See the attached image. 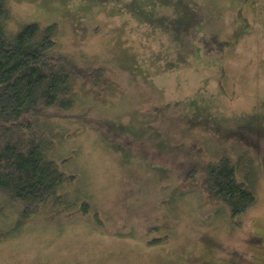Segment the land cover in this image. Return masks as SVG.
Here are the masks:
<instances>
[{
	"label": "rangeland",
	"instance_id": "obj_1",
	"mask_svg": "<svg viewBox=\"0 0 264 264\" xmlns=\"http://www.w3.org/2000/svg\"><path fill=\"white\" fill-rule=\"evenodd\" d=\"M9 8L10 34L57 24V51L104 67L109 84L79 83L75 108L51 121L48 158L77 179L59 211L26 224L0 209V264H264V0ZM223 157L257 195L235 223L201 187ZM84 201L100 225L75 214Z\"/></svg>",
	"mask_w": 264,
	"mask_h": 264
},
{
	"label": "trees",
	"instance_id": "obj_2",
	"mask_svg": "<svg viewBox=\"0 0 264 264\" xmlns=\"http://www.w3.org/2000/svg\"><path fill=\"white\" fill-rule=\"evenodd\" d=\"M9 1L0 0V209L5 213L15 206L19 223L26 224L47 207L59 211L65 185L77 179L48 158L56 134L51 121L75 108L79 83L103 91L109 80L104 67H81L57 51V24H29L10 34ZM201 187L210 202L228 210L233 223L257 202L229 157L204 167ZM75 214L101 224L88 201Z\"/></svg>",
	"mask_w": 264,
	"mask_h": 264
},
{
	"label": "bare ground",
	"instance_id": "obj_3",
	"mask_svg": "<svg viewBox=\"0 0 264 264\" xmlns=\"http://www.w3.org/2000/svg\"><path fill=\"white\" fill-rule=\"evenodd\" d=\"M219 45H221V44H219Z\"/></svg>",
	"mask_w": 264,
	"mask_h": 264
}]
</instances>
